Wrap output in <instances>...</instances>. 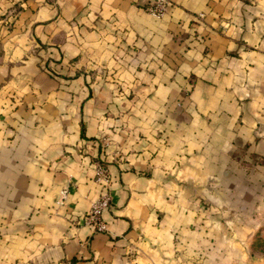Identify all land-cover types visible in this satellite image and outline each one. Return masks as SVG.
I'll list each match as a JSON object with an SVG mask.
<instances>
[{"label":"crops","instance_id":"crops-1","mask_svg":"<svg viewBox=\"0 0 264 264\" xmlns=\"http://www.w3.org/2000/svg\"><path fill=\"white\" fill-rule=\"evenodd\" d=\"M153 1L0 0V264H264V0Z\"/></svg>","mask_w":264,"mask_h":264},{"label":"built area","instance_id":"built-area-1","mask_svg":"<svg viewBox=\"0 0 264 264\" xmlns=\"http://www.w3.org/2000/svg\"><path fill=\"white\" fill-rule=\"evenodd\" d=\"M168 0H154L147 8V12L154 17L161 18L167 10ZM103 147H107L108 138H101ZM95 181L98 183L102 190L97 199L92 203L89 210L84 215V223L94 231H105L107 225L102 218V211L108 207L111 194L109 192L110 174L103 157L98 158L94 162ZM63 194H65L63 192Z\"/></svg>","mask_w":264,"mask_h":264}]
</instances>
